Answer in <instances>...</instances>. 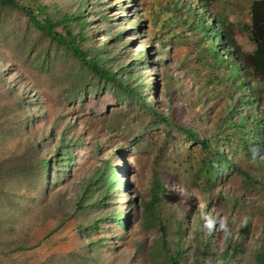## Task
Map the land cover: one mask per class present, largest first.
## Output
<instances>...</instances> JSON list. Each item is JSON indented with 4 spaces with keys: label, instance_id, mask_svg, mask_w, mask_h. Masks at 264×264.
<instances>
[{
    "label": "trees",
    "instance_id": "1",
    "mask_svg": "<svg viewBox=\"0 0 264 264\" xmlns=\"http://www.w3.org/2000/svg\"><path fill=\"white\" fill-rule=\"evenodd\" d=\"M198 2L203 11L195 16V22L203 35L195 56L207 63L208 73L204 75L202 85L193 82L194 96L184 97L180 105H174L170 100L169 109L163 112L149 105L147 98L144 103L139 100L143 96L140 86L144 78L136 73L138 66L149 67L155 62L162 66L167 62L158 58L163 51L161 43H157V49L153 45L144 48L137 57L127 55L128 63H118L113 70L107 58L77 47V39H84L81 33L75 37L67 31L68 37L65 38L56 31L68 19L81 20L80 14L64 15L55 22L49 18L40 20L31 7L20 5L16 0H0V7L22 12L35 30L68 47L88 75L96 78L98 83L103 82L101 85L108 88L118 101H126L128 105L140 102V107L154 115V121L164 123L171 132L185 139L196 155L194 158L186 155L183 160L175 157L174 164L166 157L173 175H158L157 169L151 167L152 179L147 182L149 193L147 196L142 193L143 197L132 183L118 179V168L113 161L116 156L123 161L127 151L123 152L121 147L109 146L111 151L86 174L78 175L76 182L68 183L78 163L73 147L75 140L51 125L45 135L40 134L42 129H36L38 135L27 137L22 157L13 156L0 161V181L6 182L25 173L32 186L28 192L0 188V264H5L6 259L14 254L39 246L41 241L33 242L32 231L38 225L34 222L41 217L40 225L49 221L54 225L49 232L51 235L62 229L67 221L77 220V230L89 237L86 240H90L87 243L91 247L105 244L110 236L117 243L116 247L119 244L124 246L137 236L131 264L133 261H141V264H251L250 261L264 264V200L259 201L264 198V160H260L264 155V113L260 111V100L255 98L250 85L252 79L264 83V0H255L249 7L250 25L245 30L255 46L252 52L241 51L229 27L216 16L205 21L203 12L210 7L211 0ZM171 4L175 12L184 10L183 5L178 7L176 0ZM80 26H84L83 22ZM122 35L116 39L123 41ZM169 39L170 57H176L179 43L172 36ZM218 48L224 50L223 57ZM221 68L222 76L219 77ZM166 76L168 81L163 88L168 94L177 92L176 80ZM99 84L97 87L102 88ZM91 88L93 86L83 90L85 96ZM157 95L153 92L150 98L157 100ZM192 100L199 102L198 110L190 107ZM246 108H249L248 112ZM16 109L18 115L26 116L17 121L12 120L16 114L10 118L18 133L23 127L35 126L45 116L44 112L37 110L28 113V109L20 104ZM0 110L3 112L4 108ZM8 110L13 113L14 107ZM184 115L193 122L183 120L181 116ZM0 125V134H3L5 124L0 122ZM170 130H163L166 138L172 136ZM247 160L253 162L255 169L244 166L242 161ZM176 165L182 172L176 170ZM4 167L8 168L5 170ZM229 179L249 192L252 191L250 188H257L260 195L252 199L244 193L235 195L231 211L227 213L228 223L223 226V210L227 208L223 205V198L230 194L221 187ZM177 182L200 197L206 208L190 213L186 211V202H181L182 211H178L171 201L179 185ZM68 188L72 192L66 195ZM40 189L44 190V199L39 196ZM116 194L122 196L119 201ZM26 202L35 203L25 207ZM49 204L51 211L47 210ZM127 204L130 206L128 213L124 212ZM239 207L241 213L235 214ZM44 211H49V215L42 216ZM215 227L223 230L220 242H216ZM209 230L212 232L208 233ZM187 253L192 254V260L185 261Z\"/></svg>",
    "mask_w": 264,
    "mask_h": 264
},
{
    "label": "rangeland",
    "instance_id": "2",
    "mask_svg": "<svg viewBox=\"0 0 264 264\" xmlns=\"http://www.w3.org/2000/svg\"><path fill=\"white\" fill-rule=\"evenodd\" d=\"M16 1L20 5L31 7L40 20L49 18L55 22L64 15L80 14L81 20L68 19L60 24L56 31L65 38L68 37L67 31L75 37L81 33L84 39H77V47L83 51L88 50L89 53L97 52L100 58H107L113 70L118 67L115 66L118 63H128L127 55L137 57L144 48L149 49L153 45L157 49V43H161L163 51L158 58L167 62L162 66L157 65V62L149 67L141 65L136 72L144 78L140 88L145 96L139 94L142 96L139 100L144 103L147 98V102L155 110L165 112L169 109L170 100L174 105H180L184 97L194 96L193 82L202 85L200 83L208 73L207 63L195 56V50L199 48V40L203 35L195 22V16L201 15L203 11L198 0H176L179 8L184 6L182 12L174 11L172 0ZM211 1L210 7L203 12L205 21L212 16H216L223 23L224 20L230 19L233 23L225 24L236 44L241 51L252 52L255 46L245 27L250 25L249 7L255 0ZM82 22L84 26L81 28ZM121 33L123 41L116 39ZM170 36L179 43V55L176 57H170L169 54ZM218 53L223 57L224 50L218 48ZM140 57H143V54ZM222 71V68L218 71L219 77L222 76ZM166 74L173 77L178 85L177 92L173 94H168L163 88L168 81ZM250 82L251 89L255 91V98L260 100V111L264 113V83L255 79ZM99 83L81 67V63L68 47L35 30L22 12L0 7V109L4 108L3 112L0 110V122L5 124L3 129L6 131L0 134V161L13 156L22 157L27 137L38 135L36 129H42L40 134L45 135L51 125L54 129L63 130L76 142L73 147L78 163L68 183H74L78 175L86 174L90 167L111 151L109 146H119L123 152H127L123 161L117 156L114 158L113 164L118 168L117 174L129 184L132 183L135 190L144 197L143 194L147 196L149 193L147 182L152 179L151 167L157 169L158 175H173L172 166L167 161L172 162L175 157L183 160L186 155H192V158L196 156L195 150L189 147L185 139L171 132L164 123L154 121V115L140 107V102L135 101L131 105L126 104V101L120 102L108 88L105 89L101 85L103 82ZM98 84L102 88L97 87ZM89 86L93 88L85 90V96L83 90ZM153 92L158 94L157 100L150 98ZM192 102L190 107L198 110L199 102ZM16 104L28 109V113L37 110L44 112L45 116L35 126H28L27 129L23 127L22 132L18 133L10 118L16 114V118L12 120L17 121L19 117L26 116L17 114ZM12 107L14 112L10 113L8 109ZM248 110L249 108H246L245 111ZM181 117L187 123L193 122L188 116ZM157 124L160 126L155 127ZM163 130H170L168 132L172 136L166 138V132ZM127 155L129 157H126ZM263 158L264 155L260 160ZM242 163L247 168L255 169L250 160ZM126 164L128 167H125ZM124 167L125 175L122 173ZM175 168L178 172L181 171L177 165ZM26 175L23 173L6 182L0 181V188L8 187L18 192H28L32 190V186L30 179L25 178ZM178 184L171 199L178 211H182L179 207L181 202H186V211L190 213L206 208L205 202L194 195L192 190L182 183ZM221 189L230 194L223 198V205L227 207L223 210V226L228 223L227 213L231 211L235 195L244 193L249 199L260 195L257 188H250L251 192L243 190L231 179L225 181ZM40 190L39 196L45 197L44 190ZM65 191L66 195L72 192L70 188ZM32 195H35L33 191ZM116 197L119 201L122 196L116 194ZM36 200L40 203L39 199ZM263 200V197L259 198V201ZM33 204L26 202L25 207L34 206ZM127 207L124 209L126 213L130 210L129 204ZM47 210L51 211L50 204ZM236 210L235 214L241 213L240 207ZM48 213L44 211L42 216L49 215ZM41 218L34 222L38 225H35L32 231L33 242L41 241L39 246L14 254L10 259H6L5 264H131L137 236L129 239L124 246L119 244V247H116L117 243H114L110 236L105 244L91 247L87 243L90 240H86L89 237L77 230V220L67 221L62 229L51 235L49 232L54 225L51 221L40 225ZM222 231L217 227L213 230L217 236L216 242H220ZM211 232L209 230L208 233ZM90 238L93 239L94 236ZM191 255L187 253L184 256L185 261L192 260ZM250 263L253 264L251 261ZM133 264H141V261H133Z\"/></svg>",
    "mask_w": 264,
    "mask_h": 264
},
{
    "label": "clouds",
    "instance_id": "3",
    "mask_svg": "<svg viewBox=\"0 0 264 264\" xmlns=\"http://www.w3.org/2000/svg\"><path fill=\"white\" fill-rule=\"evenodd\" d=\"M126 157H129V156L127 155ZM125 159H126V158H125ZM262 160H264V158H263ZM117 170H118V169H117ZM122 173H123L124 175L126 174L125 167L122 169ZM116 174H117V171H116ZM117 175H118V179H119V181L126 183L125 180L121 179V177L119 176V174H117Z\"/></svg>",
    "mask_w": 264,
    "mask_h": 264
},
{
    "label": "crops",
    "instance_id": "4",
    "mask_svg": "<svg viewBox=\"0 0 264 264\" xmlns=\"http://www.w3.org/2000/svg\"><path fill=\"white\" fill-rule=\"evenodd\" d=\"M224 21H225V23H233L230 19H226Z\"/></svg>",
    "mask_w": 264,
    "mask_h": 264
}]
</instances>
